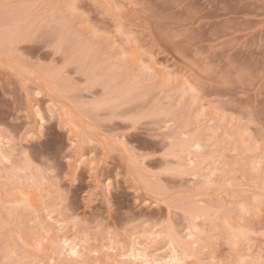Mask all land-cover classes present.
Returning a JSON list of instances; mask_svg holds the SVG:
<instances>
[{"label": "rangeland", "instance_id": "374dc122", "mask_svg": "<svg viewBox=\"0 0 264 264\" xmlns=\"http://www.w3.org/2000/svg\"><path fill=\"white\" fill-rule=\"evenodd\" d=\"M157 260L264 264V0H0V264Z\"/></svg>", "mask_w": 264, "mask_h": 264}, {"label": "bare ground", "instance_id": "6f19581e", "mask_svg": "<svg viewBox=\"0 0 264 264\" xmlns=\"http://www.w3.org/2000/svg\"><path fill=\"white\" fill-rule=\"evenodd\" d=\"M69 251H70L71 255H76L77 254L75 247H71ZM155 262H156V264H169V262H166V261L157 260Z\"/></svg>", "mask_w": 264, "mask_h": 264}]
</instances>
